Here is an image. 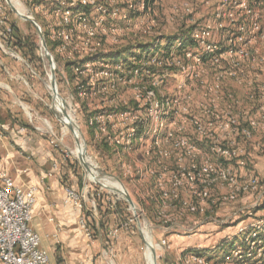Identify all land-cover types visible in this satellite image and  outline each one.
Wrapping results in <instances>:
<instances>
[{"label":"built area","instance_id":"2783aa9c","mask_svg":"<svg viewBox=\"0 0 264 264\" xmlns=\"http://www.w3.org/2000/svg\"><path fill=\"white\" fill-rule=\"evenodd\" d=\"M34 2L35 10L45 19L49 40L73 74L76 98L86 101L84 108L99 110L88 117L89 128L98 132L101 142L120 159L132 157L137 152L147 159L146 166L156 177L160 190V208L170 213L162 218L166 234L175 230L189 232L187 224L193 222L196 214L202 219L207 212L214 213L216 208L237 203L245 196H254L253 209L264 204V186L259 180L256 177L239 180L238 172L232 167V164L235 169L240 168L239 163L244 164L247 153L240 148L241 141H252L258 125L264 121V81L255 76L253 89L244 99H239L234 91H228L223 85L228 76L243 78L249 85V76L255 75L254 69H264V0H224L229 3L224 17L231 25L228 37L222 40L227 44L225 50L218 47L214 29L205 27L194 30L190 39H184L183 35V39L168 42L165 47L160 41L140 42L126 51L120 48L130 44L125 41L130 12L151 13L147 0H126L128 6L123 11L113 8L111 0H52L49 7ZM182 6L190 11L187 3ZM7 23L6 8L0 1V26H7ZM6 32L11 34L12 29L7 27ZM187 41L193 45L185 44ZM142 46L147 48L142 49ZM227 58L232 59L233 65L224 75L214 78L217 84L213 86L222 107L211 105L214 113L205 120L209 127H227V139L202 135L206 132L202 130V121L185 117L189 113L184 115L182 122L186 125L190 122L199 135H177L168 129L162 136L160 121L169 119L168 127L175 125L179 114L169 111L176 102L172 97H159V84L154 78L165 77L176 70L193 75L196 67L215 66ZM121 86L124 90L119 92ZM124 94V99L118 97ZM242 101L244 107L239 106ZM223 118L225 121L220 123ZM182 122H177L178 126ZM184 131L183 128L181 132ZM127 172L132 174L131 168ZM165 176L169 178L164 180ZM181 186L188 189L189 199H179ZM217 186L225 191L214 197L212 190ZM37 192V186L17 185L13 177L0 170V264H58L42 248L40 236L30 225ZM87 193L86 186L82 192L66 187V203L84 210ZM89 211L98 218L94 198ZM245 214L250 219L257 217L247 208L237 215L224 216L220 224L226 226L230 224L228 219H232V223ZM79 224L92 238L85 217ZM126 227L123 224L120 229ZM118 231L114 229L112 233L116 235ZM236 237V244L227 250V263L264 264V218L243 222ZM166 244L163 240L162 245ZM227 247L222 243L215 248ZM185 263L212 264L204 256L194 254L187 256ZM110 264L116 263L110 260Z\"/></svg>","mask_w":264,"mask_h":264},{"label":"rangeland","instance_id":"374dc122","mask_svg":"<svg viewBox=\"0 0 264 264\" xmlns=\"http://www.w3.org/2000/svg\"><path fill=\"white\" fill-rule=\"evenodd\" d=\"M0 1L6 8L8 23L16 26L18 37L23 41L25 40L29 45L36 49L35 55L32 56L29 54L26 56L25 53L28 51L27 49L24 50L21 47L14 45V43L9 44L4 42L0 37V55L6 60V63L9 62L10 64L15 65V69L22 75H26L25 73L33 70L35 73L34 75L40 76V78L35 79L34 82L37 86V91H35L37 97L33 99L28 97L23 101L25 103L23 105L24 110L22 113L25 117V121L29 124V128L32 131L52 140V147L63 156L69 169H71V176H69V174L64 176V182L66 183L64 191L66 187L73 188L77 192H82L85 186L88 189L86 202L84 204L85 214H92L89 210L91 209L93 198L98 203V198L104 197L105 200L110 202L114 207L112 209L114 212L111 214L109 222L112 223L111 227L113 229L109 236L101 231L102 229L99 225L97 226L100 230L97 231L96 235L95 260H98L99 264H110V260H113L116 264H148L145 252L147 246L139 231L138 221L135 217L134 211L131 209L128 202L121 195L109 191L97 183L90 181L87 178L88 172H86L82 163L74 154V151L77 149L76 138L69 127H66L61 122L60 118L63 116L57 113L53 106L51 63L41 47L40 36L36 27L16 15L8 7L5 0ZM33 1L34 0H12L16 8L22 13L33 16L37 19L42 26L46 37L47 30L45 19L42 14L35 10L34 4L32 3ZM51 1L52 0H35L36 3H42L48 7L51 4ZM222 1L156 0L151 6V13H149V11L130 12L131 22L126 24V33L128 34L125 37V41L130 44L125 47L129 49L137 46L140 42L146 44L156 41L162 42V46L165 47L168 42L175 43L178 39H183L181 37L183 35H185L184 39H190V35L196 29L211 27L214 29V33L216 32L215 41L218 43V47L225 50L227 44L226 42H222V40H225L228 37V31L231 30V25L229 19L224 17V13L229 9V3H225L224 0ZM111 2V6L113 8H119L120 11H123V9L128 6L126 0H111ZM184 3L189 5V12L186 11L185 8H182ZM218 14L220 15L218 16ZM109 42L113 43L111 39ZM50 43L51 46L54 47V44L51 41ZM125 47H121L120 49L124 50ZM54 50L50 49L56 60V77L59 94L65 101L66 111L71 116L73 122L81 130L82 135L80 136V139L83 141V138L87 145V158L91 167L96 171L100 182L108 184V186L114 185L115 187L120 188L123 186V188L130 194L136 208L138 209V217L143 232L147 231L150 233L152 242L157 247L158 264H165V259L169 257V255L166 250L168 242L166 241V246L162 245V241L166 240L165 234L162 239L161 231L165 224L162 218L170 213L169 211L160 208V203L162 201L160 190L156 182V177L152 175L146 166L148 163L147 159L140 152L135 153L132 157L124 156L120 159V157L116 156L108 146L107 147L112 151V155H109L100 148L102 145L100 134L93 129H90L87 124L88 117L99 112V110L94 111L92 109L89 110V108H84V106H86V101L83 102L79 98H76V88L73 86V74L65 67V61H63ZM29 58L32 59L30 60ZM232 65V59L227 58L215 66L207 64L206 66L203 65L199 68L196 67L193 75L191 73L181 74L176 70L165 77L158 76L154 78L159 84V97H172L176 102L174 105L172 104L169 111L175 110L179 114L175 125L170 124L168 127L167 124L169 119H163L160 121L159 129L161 130V135L164 136L168 129L175 131L174 133L177 135H199L197 134L198 132L195 127L191 126L190 122L188 123L190 125H186L187 123L182 122L184 115L189 113V115H185V117H192L195 120L202 121V130H206L205 133L202 132V135H206L210 138H212L211 135H214L216 137H221L222 139H227V133L229 132L227 127H209V125L205 123V120L206 118H211L214 113L211 105H215L216 108L222 107L220 106V101L217 100L218 93H216V90H214L213 87L217 84L216 79L214 78L224 75L227 71L226 69H229L228 67H232ZM223 70L225 71L223 72ZM190 72L193 73V70ZM253 73H255V75H252L253 77L249 76L251 81L249 85L246 84L247 82L243 78L238 79L237 77L230 76L225 77L223 85L228 91H234L237 96H239V99H244V95L253 89L251 87L254 84L253 79L255 76L258 77V80L264 81V69L263 71H258L256 68ZM122 90H124L123 86L119 87L118 91L122 92ZM120 96L121 99L126 97L125 94L118 95L119 98ZM185 96L187 97L186 99ZM119 101L120 100L117 102ZM130 104H132V107L135 106L133 105V102H130ZM243 105V101L240 102L239 106L242 107ZM260 114L262 115V113ZM222 121H225V118L219 120L220 123H222ZM177 122H182V125L178 126ZM259 125L252 141H241L240 148H244L247 153L244 156V164L239 163L240 168L238 167L235 169L236 166L234 164H232V167L234 171H236L235 173L238 172L237 175H239V180L256 177L264 186V121L261 120V125ZM183 128L185 131L181 132ZM152 129L156 130V127L153 126ZM128 168H131L132 174L127 172ZM106 175H114L118 177L122 186L116 180L107 178ZM168 178L169 176H165L164 180H167ZM217 187H214L212 190L214 197L225 191L220 190L219 187ZM179 192L180 200L189 199L190 194L187 188L181 186ZM241 200H244L245 204L247 203V208H250V210L255 213L254 216L258 217L254 218L252 222L259 218H264V204H258L253 209L252 205L255 203L254 196H245L239 199V201ZM223 208L224 207L216 208L214 213L207 212L205 215H202V219H200L201 215L196 214L193 222L187 224L190 229L188 233L191 234L197 230L200 224L198 221L199 219L202 220V226L210 223L221 226L220 221L224 218L219 215ZM246 209L237 210H240L242 213ZM240 211H234L230 216L237 215ZM215 219L216 221H213ZM230 220L232 221V219H228L229 223H231ZM119 224L120 226H118ZM123 224L127 225V227L120 229ZM114 229H119L116 235L112 233ZM216 244H218V242H216ZM235 244L236 242L234 245ZM229 249L230 246L228 245L226 251ZM47 250L51 259L55 263H58L59 261H61L59 263H63V254L68 255L65 246L62 248L60 244L56 245L54 255L49 246ZM204 257L212 264H217L218 262L215 261L216 258Z\"/></svg>","mask_w":264,"mask_h":264},{"label":"crops","instance_id":"0c3cea01","mask_svg":"<svg viewBox=\"0 0 264 264\" xmlns=\"http://www.w3.org/2000/svg\"><path fill=\"white\" fill-rule=\"evenodd\" d=\"M25 74H20L15 65L6 63L0 55V170L13 177L17 185L37 186V204L30 225L40 236L42 248L48 252L49 246L54 255L56 245L60 244L68 251V255L63 254L64 263L92 264L96 259L97 238H89L80 227L84 210L66 203L64 176H71L72 171L63 156L52 147V140L32 131L22 113L23 101L37 97L34 82L40 78L33 70ZM246 204L241 200L227 205L219 216L246 209ZM253 219L245 214L227 226L214 223L202 226L200 223L191 234L184 230L166 234L162 230V239L165 234L168 242L169 257L165 264H186L187 256L193 254L216 258L217 264H230L225 261L226 248L215 247L222 243L231 247L237 242L238 227ZM229 236L233 238L228 239ZM93 264H99L98 260Z\"/></svg>","mask_w":264,"mask_h":264},{"label":"water","instance_id":"95a60500","mask_svg":"<svg viewBox=\"0 0 264 264\" xmlns=\"http://www.w3.org/2000/svg\"><path fill=\"white\" fill-rule=\"evenodd\" d=\"M6 4L8 5V7L16 14L18 15L21 19L31 23L33 26L36 27L39 36H40V41H41V47L44 51V53L47 55L50 63H51V81H52V91H53V106L54 108H57V106H60L61 109H59V114H61L65 119L68 120V127L69 129L73 132L76 133L79 132L80 135H82L80 128L73 122L71 116L68 114V112L66 111L65 108V101L64 99L61 98L60 94H59V89H58V83H57V77H56V60L54 55L51 53L47 41H46V37L45 34L43 32L42 26L40 25V23L37 21V19L33 16L27 15L22 13L18 8H16V6L13 4L12 0H5ZM56 110V109H55ZM83 141H81L80 138H76V143L77 146L81 149L80 154L78 155V159L79 161L82 163L83 167L85 168L86 172L93 174L92 168L87 155V145L84 141V139L82 138ZM107 178L112 179V180H116L119 184L121 183L120 179L114 175H106ZM98 179L94 180L95 183H97L98 185L106 188L109 191H112L116 194L121 195L130 205L131 209L134 211L135 217L138 221V227H139V231L142 235V237L145 240V244L146 246H150V248L152 249V254H153V264H158V256H157V251L156 249L152 246L149 245V243L146 241L145 236H144V232L141 228V224H140V220L138 217V209L136 208V205L134 203V201L132 200L130 194L123 188V189H119L117 187L113 186H108L107 184H104L102 182L99 181V177H97Z\"/></svg>","mask_w":264,"mask_h":264},{"label":"trees","instance_id":"16d2710c","mask_svg":"<svg viewBox=\"0 0 264 264\" xmlns=\"http://www.w3.org/2000/svg\"><path fill=\"white\" fill-rule=\"evenodd\" d=\"M147 1L149 3L148 5L152 6L155 3L156 0H147ZM258 1H260V0H258ZM8 12H9V10H8ZM7 27H10L12 29V33L11 34H7V32H6ZM17 33H18L17 32V28H16V26L14 24L7 23V26L6 25L0 26V37L4 40V42H7L9 44L10 43H14V45H16L18 47H21L24 50L27 49L28 51H26V53H25L26 56H28L29 54L32 55V56L35 55L36 49L34 47H32L31 45H29L25 40L23 41L21 38H19ZM46 39H47V44L50 47V49L54 50V47L51 46V43L49 41V37H48V33L47 32H46ZM185 44L193 45V43L192 42L190 43L189 41H187ZM146 48L147 47L142 46V49H146ZM124 50L126 51L128 49L125 48ZM29 59L31 60L32 58H29ZM100 148L104 152L108 153L109 155L112 152L111 149H109L104 143H102ZM113 208L114 207L111 205V203L107 202L104 197H99L98 198V203H97V211L99 213L98 219H96L92 214H87V213L85 214L84 217H85L86 222H87L88 226L90 227V229L92 231V235L94 237H96L97 231L100 230L97 227L98 225L100 226V228L102 229L101 231L105 235L109 236V234L111 233V230L113 228L111 227L112 223H109V222H110L111 214L114 212V210H112ZM118 226H120V224ZM59 262H61V261H59Z\"/></svg>","mask_w":264,"mask_h":264},{"label":"bare ground","instance_id":"6f19581e","mask_svg":"<svg viewBox=\"0 0 264 264\" xmlns=\"http://www.w3.org/2000/svg\"><path fill=\"white\" fill-rule=\"evenodd\" d=\"M55 109H56L57 113H59V109H61V107H60V106H57V108H55ZM60 120H61V122H62L66 127H68V120H67V119H65L64 117H61ZM66 129H67V128H66ZM74 136H75V138H80L81 135H80L79 132L76 131V133H74ZM80 152H81V149L77 146L76 151H74L75 156L78 157V155L80 154ZM92 171H93V174H91V173H87V178H88L90 181H93V182H94V180L98 179V178H97L98 176H97L96 171L94 170V168H92ZM107 185H108V184H107ZM117 188H119L120 190L123 189V188H120V187H117ZM144 236H145L146 241L149 243V245H152V246L156 249L157 247H156L155 244L152 242V239H151L150 233L147 232V231H145V232H144ZM156 250H157V249H156ZM145 252H146V259H147L148 264H153V254H152V249L150 248V246H147V249H146Z\"/></svg>","mask_w":264,"mask_h":264}]
</instances>
